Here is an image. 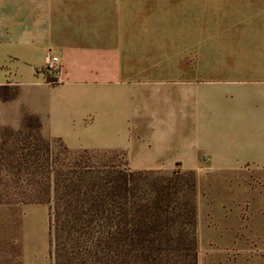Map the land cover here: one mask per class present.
I'll use <instances>...</instances> for the list:
<instances>
[{"label":"crops","instance_id":"obj_1","mask_svg":"<svg viewBox=\"0 0 264 264\" xmlns=\"http://www.w3.org/2000/svg\"><path fill=\"white\" fill-rule=\"evenodd\" d=\"M127 1L0 0V86L16 84L24 113L69 148L136 153L145 146L138 138H147L151 161L200 162L201 263L263 264L264 257L229 259L223 250L245 243L237 232L241 199L249 178H264V50L252 53L255 41L264 47V12H204V78L196 91L177 80L190 84L184 93L199 107L183 112L182 125L155 129L158 108L149 100L158 92L139 78L142 13L122 9ZM50 53L61 64L54 81L41 71ZM256 242L264 249V239Z\"/></svg>","mask_w":264,"mask_h":264},{"label":"trees","instance_id":"obj_2","mask_svg":"<svg viewBox=\"0 0 264 264\" xmlns=\"http://www.w3.org/2000/svg\"><path fill=\"white\" fill-rule=\"evenodd\" d=\"M115 153L70 149L25 113L0 127V205L49 206L52 264H199L194 173L133 170Z\"/></svg>","mask_w":264,"mask_h":264},{"label":"rangeland","instance_id":"obj_3","mask_svg":"<svg viewBox=\"0 0 264 264\" xmlns=\"http://www.w3.org/2000/svg\"><path fill=\"white\" fill-rule=\"evenodd\" d=\"M121 8V7H120ZM122 9L139 11L142 13L143 26V60L139 66V78L146 79L147 89H157L158 97L151 98L149 102L156 104L158 111L153 112L150 119L156 115L152 128L172 124L178 127L184 111L199 107L198 99L185 95L184 91L190 84H182L183 80L196 87L192 91L199 90L198 85L204 78L200 74V44L205 37L201 34L200 23L205 20L204 12L208 16L211 13L229 15L239 12H264V0H128L122 3ZM210 19V18H209ZM229 21L228 18L225 19ZM228 27V28H227ZM229 31L230 25H223ZM211 27L209 33V39ZM259 35V34H257ZM253 48L263 51L260 41ZM264 55V51L262 53ZM48 74V80L54 81L53 75ZM182 79V81H177ZM154 81H160L158 85ZM191 81V82H190ZM5 94L12 98H0V127L20 124L24 116L25 101L18 95V86L12 84ZM161 91V92H160ZM169 92L167 96L159 95ZM191 99L189 101L187 98ZM197 106V107H196ZM156 113V114H155ZM21 119V120H20ZM20 120V121H19ZM163 120V121H161ZM13 129H18L11 127ZM138 142L145 146H136V153L128 150H100L116 152V161L127 164L133 170H154L164 174L173 171H192L197 179V218L198 199L200 195L199 173L200 162H174L151 161L153 156L145 153L151 151V140L138 138ZM73 149V148H70ZM147 151V152H148ZM249 189L241 199L237 214V232L243 245L231 248L237 250L230 253L227 247L224 256L229 259H238L241 256L255 261L264 257V249L256 240L264 239V178L251 177L248 180ZM248 202V217L243 215V206ZM49 206L46 204L29 203L23 205H0V264H52L49 255ZM199 240V225H198ZM199 246V243H198ZM200 248V246H199ZM204 259V258H203ZM211 259H204L201 263L199 250V264H212ZM257 264V263H256ZM264 264V263H263Z\"/></svg>","mask_w":264,"mask_h":264},{"label":"built area","instance_id":"obj_4","mask_svg":"<svg viewBox=\"0 0 264 264\" xmlns=\"http://www.w3.org/2000/svg\"><path fill=\"white\" fill-rule=\"evenodd\" d=\"M41 71L45 72V73H49L51 75H53L54 77H57L61 71V64H60V60L59 57L57 55L54 54H49L47 57V61L45 66L41 69ZM248 211H249V204L248 202L245 204V206H243V215L244 218L246 219L248 216ZM228 252L233 253L236 252L237 250L228 248L227 249Z\"/></svg>","mask_w":264,"mask_h":264}]
</instances>
